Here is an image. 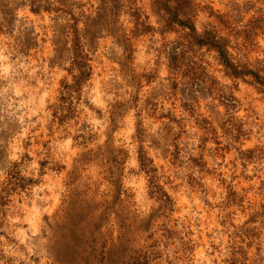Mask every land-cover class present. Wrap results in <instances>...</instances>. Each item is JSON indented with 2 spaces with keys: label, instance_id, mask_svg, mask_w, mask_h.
<instances>
[{
  "label": "rangeland",
  "instance_id": "obj_1",
  "mask_svg": "<svg viewBox=\"0 0 264 264\" xmlns=\"http://www.w3.org/2000/svg\"><path fill=\"white\" fill-rule=\"evenodd\" d=\"M105 1L104 7L112 8L115 25L111 33L102 32L93 42L84 39L91 65L89 78L72 93V97L68 96L69 102L56 97L57 102L50 104L47 109L52 113L46 127L47 134L40 132L34 137V143H24L26 150L34 147L48 149L45 160L40 161L39 179L25 180L21 175V169L31 163L32 158L27 152L20 163L9 161L14 143L11 135L0 144V167L7 172V182L0 183V229L7 225L9 217L19 214V208L25 204L32 186L44 182V177L48 175L45 169H48L55 173L53 179L65 188L69 187L67 181L76 176L81 186L76 207L88 211L91 219L95 218L96 213L104 217L103 235L100 237L104 251L100 254L93 251V256L89 255L85 261L80 260L79 264H100L94 258L107 255L104 260L101 259V264H111L110 259L113 264H165L166 258L156 249L161 243L165 248H175L176 240L181 241V247L175 249V258L167 260V264H198L197 258L203 251V242L212 236V232L207 229L215 231L217 225L225 230L235 229L231 234L225 232L233 241L242 243L245 239L251 242L259 239L260 231L250 226L259 225L264 229V173L260 171L264 168V149L257 147L244 151V145L252 139L251 129L246 132L242 121L218 118L216 109L209 103L211 97L212 102L227 109L231 105L232 92L241 91L240 86L236 85L225 94L217 83H213L203 73L199 67V63L203 61L195 52L191 53L194 59L185 53L177 57V62L173 63L172 60L171 63V51L183 45L184 38L167 19V15L171 14L174 21L176 15L166 6V0ZM3 2L9 4L11 0H0V4ZM13 2H21L15 5L17 10L13 11V24L0 17V36L11 40L8 47L12 54L13 68L20 61L31 63L35 60L37 64H48L55 83L54 78L60 66L55 62L54 54L65 46L64 40L71 30L72 22L66 20L63 25L53 24L36 32L33 27H25L28 16L34 15L43 20L45 16L53 14L42 10L31 12L26 0ZM55 5L64 10L69 9V12L80 19L78 27L82 28L83 18L80 14L96 15L101 2L58 0ZM60 14L63 18H68L67 14ZM122 16L127 20H122ZM153 19L160 28L153 27L150 23ZM17 20L20 21L19 35L15 34ZM254 30L258 39L260 28L256 27ZM157 35L159 41L156 39ZM113 45L123 48V52L117 55ZM141 58L142 64L138 62ZM220 67H223L221 63ZM161 72L166 73L164 80L160 78ZM8 75L17 84L21 78L28 79V74L23 71L10 70ZM36 76L43 78L39 72ZM63 81H59L58 89L54 88V92L58 91L59 95ZM6 83L7 81L0 80V85ZM90 83H95L98 89L103 87L106 91L114 92L115 96L122 99H117L115 103L107 102L106 110L98 109L84 99L81 93V87ZM263 84H248V88L257 95H264L257 89V86L264 89ZM30 85H35V78L22 87ZM24 98L27 99V93ZM70 101L73 108L66 111L65 107H68L67 103ZM81 101L86 105L87 113L83 109H77ZM258 103H264V100ZM53 112L67 113V116L58 121ZM130 112L135 113L132 125L135 132L131 135L125 120ZM93 116L108 123L104 132L107 137L104 144L96 143L99 139L96 133L87 137L73 136L76 155L73 157L72 170L60 164L49 168L48 161L53 158L49 149L52 139L61 130L75 128L82 120ZM145 120L167 121L162 124L161 140L148 133ZM173 126L179 131H174ZM147 127H151V123ZM189 127L197 128L203 133L200 144L194 149L198 152L197 156H192L193 149L188 147V140L194 135L188 132ZM126 136L128 139H125ZM208 143H214L215 148L209 150ZM153 153L158 154L154 156ZM9 164L11 167H8ZM134 164L138 167L133 166ZM249 166L255 169L251 176L244 171ZM195 169H199V178L193 175ZM225 170L230 175V180L226 179ZM142 177L148 178L149 199L160 205L158 210H153L146 226L139 225V218L133 213L135 197L139 192V188L135 186ZM126 183L131 187L125 188ZM105 185L107 191H101ZM213 185L216 187L213 188ZM220 190L225 194L224 199L214 205L207 197L215 199ZM186 198L190 203L200 201L199 204L193 203L191 209L199 212L202 217V221H197L194 225L200 229L199 242L195 243L184 242L180 231L184 228L187 229L184 235H197L185 223L188 217L184 220L179 218L188 207L184 203ZM73 215L74 212L70 213L69 218L72 219ZM239 217H245V220L237 227L236 220ZM0 235H4V232L0 231ZM77 238L82 243L77 241L76 248H90L92 241ZM251 242L248 244L249 254L253 248ZM65 253L64 246L49 252L42 258L43 264H63L62 260H68L65 259ZM238 254L244 253L241 251ZM78 256L79 253L74 257L73 264ZM36 264H40V261H36ZM213 264L230 262L218 258Z\"/></svg>",
  "mask_w": 264,
  "mask_h": 264
},
{
  "label": "clouds",
  "instance_id": "obj_2",
  "mask_svg": "<svg viewBox=\"0 0 264 264\" xmlns=\"http://www.w3.org/2000/svg\"><path fill=\"white\" fill-rule=\"evenodd\" d=\"M57 2L58 0H40V6L55 5ZM166 2L171 12L176 15L174 21L171 14L167 15V19L184 38V44L176 47L174 51L170 50L171 54L181 57L187 53L189 58L194 59L191 57V53L195 52L197 57L203 61L199 63L203 73L213 83H217L225 94H228L236 85L240 86L241 91L232 92L231 105L227 109L216 105L212 102L211 97H209V103L216 109L218 118H223L225 121H242L246 132L251 129L252 139L250 143L244 145V151L257 147L264 149V103H258L260 100H264V95H257L255 91L248 88V84L255 85L257 80L264 82V0H166ZM57 19L61 25L66 22L63 18L55 16H45L41 20L30 15L25 22V27H33L36 32H39L42 27H51ZM121 19L127 20L125 16H122ZM150 23L153 27L160 28L155 19ZM19 24L20 21L17 20L16 35L20 34ZM256 27L260 28L258 39L254 30ZM156 39L159 41V35L156 36ZM198 41H212L214 44L222 45L228 63L220 67L222 60L219 50L213 48L209 43L200 46L197 44ZM10 43L9 37L0 36V80L7 81L6 84L0 85V144H3L11 135L14 143L8 157L9 161L20 163L27 152V155L32 158L31 163L21 169V175L25 180H38L40 161L45 160L48 149L34 147L26 150L24 143H34V137L38 136L40 132L47 134L46 127L52 118V113L47 109L50 104L57 102L56 97L59 96V92H54V88H59V81L64 80L67 88H73L86 79L87 68L82 66V62L76 60L75 54L70 52L71 45H69V53L62 59L58 74L54 78L55 83H53V76L48 64H37L35 60H32L31 63L20 61L13 68L12 54L8 47ZM113 47H115L117 55L123 52V48L115 45ZM138 62L142 64L143 59L141 58ZM10 70L23 71L28 74V79L21 78L20 83L17 84L9 78ZM37 72L43 78L37 77ZM165 77L166 73L161 72L160 78L164 80ZM32 78H35L34 86L22 87L29 84ZM165 82L167 81L165 80ZM257 89L264 93V89H259L258 86ZM25 93H27V99L24 98ZM81 93L84 99L101 110H106L107 102L115 103L117 99H122V97L115 96L114 92L106 91L103 87L98 89L95 83L82 86ZM77 109L88 112L83 101L77 105ZM164 110L166 111L167 108ZM134 115V112H130L125 117L129 125V135L135 132V128L132 127ZM144 123L148 133L161 140L162 124H166L167 121L145 120ZM150 123L151 127H147ZM107 127L106 120L93 116L91 119L82 120L80 125L75 128L68 131L61 130L60 134L55 136L49 144L53 157L48 161L49 168L52 165L60 164L66 165L69 170H72L73 157L76 155V151L73 149V136L87 137L96 133L99 135L96 143L103 145L107 139L104 135ZM173 130L179 131L175 126H173ZM188 132L194 134L188 140V147L193 149L191 155L197 156L198 152L194 149L200 144L203 133L193 127H189ZM233 135H235L234 132ZM125 139H128V136ZM207 148L213 150L215 144L208 143ZM233 150L235 151V149ZM157 154L153 153L154 156ZM133 166L138 167L135 164ZM8 167H11V164ZM45 171L48 172V175L44 177V182L32 186L30 195L25 198V204L19 208V214L9 217L7 225L0 229L4 232V235H0V264H36V261L43 264L42 258L49 252L57 251L61 246L75 247L72 241L77 237L92 241V243L90 248H76L79 256L75 264H79L80 260H88L91 251L96 254L104 251L100 240L103 235V215L96 213L95 218L91 219L88 211L76 207L81 194L78 178L73 176L71 180L67 181L69 187L65 188L53 179L54 172L48 169ZM244 171L251 176L255 169L249 166ZM260 171L264 173V168ZM225 173L226 179L230 180L231 177L227 174V170ZM199 174V169L193 171L195 177L199 178ZM6 182L7 172L0 167V183ZM124 187L131 186L126 183ZM135 187L139 188V192L135 197L136 206L133 213L139 218L137 223L146 226L153 210H158L160 205L148 197L147 177H142ZM215 187L216 185H213V188ZM101 191H107V185L102 187ZM224 195L220 190V194L215 199L211 196H208L207 199L215 205L223 201ZM184 203L188 207L179 218L184 220L185 217H188V221L185 223H188V227L197 235H184L187 231L184 228L180 229L181 235L184 242H199L200 229L194 225L197 221H202V217L199 212L191 209L193 203L199 204L200 201L190 203L186 198ZM90 207H95V205H90ZM217 211L219 212L220 209ZM73 212L70 225L69 214ZM244 220L245 217L237 218L236 226L242 225ZM250 227L260 231L259 239L254 242L245 239L242 243L229 239L225 234L226 231L231 234L235 229L225 230L221 229L219 225L215 226V231L208 228L207 231L212 232V236L203 242L204 248L197 258L198 264H213V261L218 258L228 260L230 264H264V229H261L259 225ZM250 242L253 243V248L249 254L248 244ZM174 245L175 248H165L161 243L156 249L166 258L165 264H167V260L175 258L174 251L181 247V241L176 240ZM241 251L244 254H238Z\"/></svg>",
  "mask_w": 264,
  "mask_h": 264
},
{
  "label": "trees",
  "instance_id": "obj_3",
  "mask_svg": "<svg viewBox=\"0 0 264 264\" xmlns=\"http://www.w3.org/2000/svg\"><path fill=\"white\" fill-rule=\"evenodd\" d=\"M27 1V6L29 8V10L31 12H38L40 10H42V12H47V13H52L53 16L57 17V18H63V16H61L62 14L60 13H65L67 14L68 18L65 19L63 18L65 21L67 20L68 22H72L71 24V30L68 33V36L66 38V40H64L65 46L61 47L58 51V53L54 54V60L55 62L61 66V61L62 59L68 55L69 53V49L68 46L71 45V49L70 52L72 54H75L76 60L82 62V66L87 68V73H86V79L89 78L90 74H91V65L88 62V54H87V49H85V43H84V39L89 41V42H93V40L97 37H99L98 35L102 32H108L111 33L114 28V22H115V18H114V13L112 11V8L110 6L108 7H104V4H106L105 0H99L101 2V6L99 7V10L97 12L96 15H86V14H80V16L83 18L82 22V28L78 27V23L80 21V19L74 15L72 12H69L68 10H64V8L56 6V5H52L49 4L45 7H41L40 6V0H26ZM12 4V5H10ZM21 4V2L17 3V2H13V0H11V2L8 3H1L0 4V17L3 21H6L7 23H11V25L13 24L15 17H14V13L13 11L17 10V6L15 5H19ZM13 5L15 6L13 8ZM167 6V4H166ZM61 8V9H60ZM6 23V24H7ZM59 19H57V21L54 23V25H59ZM9 25V24H7ZM186 26V25H184ZM70 35V36H69ZM205 43H209L212 44L213 48H216L219 50V54L221 57V64L222 66H224L225 64L228 63L227 58L224 55V48L222 45L220 44H214L212 41H198L197 44L198 45H204ZM55 45L57 46V43L55 42ZM171 63L172 60L174 61L173 63L177 62V56L173 55L170 58ZM75 66V65H74ZM171 67L174 68V65ZM85 79V80H86ZM84 80L81 81V83ZM256 82L259 83H264L261 82L259 80H257ZM81 83L77 84L75 87L73 88H67L65 86L64 81L61 82V91H60V95H59V99L60 100H68L69 102V97H72V93L76 92L77 88L81 85ZM264 86V84H263ZM68 107L66 106L65 109L66 111H71L73 106H71V101L70 103H67ZM53 114L55 115V117L57 118L58 121H62L64 118H66L67 113H57V112H53ZM140 164H143V162L141 160ZM69 224L71 225V218H69ZM70 231V229H69ZM77 241H80L78 238H76L75 240L72 241V244L75 245V247H65L66 253H65V259L68 258V260H62L63 264H73L74 262V257L78 254V252L76 251V243ZM82 243V241H80ZM84 244H86L85 242H83ZM93 251H91L89 253L90 256H93L92 254ZM95 257V256H94ZM108 257H96L94 259H96V261H98V263L101 264V259L104 260V258ZM111 264H113L112 260L110 259Z\"/></svg>",
  "mask_w": 264,
  "mask_h": 264
}]
</instances>
